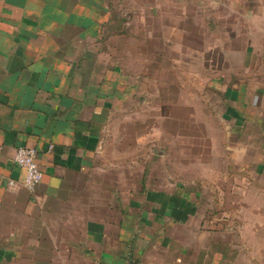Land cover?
Here are the masks:
<instances>
[{
  "label": "crops",
  "instance_id": "1",
  "mask_svg": "<svg viewBox=\"0 0 264 264\" xmlns=\"http://www.w3.org/2000/svg\"><path fill=\"white\" fill-rule=\"evenodd\" d=\"M100 1L0 0V264H237L231 245L189 225L192 206L169 208L177 197L149 193L137 210L134 196L89 193L103 184L110 117L131 99L126 78L87 46L105 39ZM241 33L224 42L221 116L264 187V26ZM20 146L37 150L34 194L10 184L25 177Z\"/></svg>",
  "mask_w": 264,
  "mask_h": 264
},
{
  "label": "rangeland",
  "instance_id": "2",
  "mask_svg": "<svg viewBox=\"0 0 264 264\" xmlns=\"http://www.w3.org/2000/svg\"><path fill=\"white\" fill-rule=\"evenodd\" d=\"M100 2L105 39L87 46L126 78L131 99L110 117L103 184L89 193L134 196L137 210L149 193L177 197L169 208L192 206L189 225L231 245L234 263L264 264V187L233 154L221 116L224 42L264 26V0Z\"/></svg>",
  "mask_w": 264,
  "mask_h": 264
},
{
  "label": "built area",
  "instance_id": "3",
  "mask_svg": "<svg viewBox=\"0 0 264 264\" xmlns=\"http://www.w3.org/2000/svg\"><path fill=\"white\" fill-rule=\"evenodd\" d=\"M14 163L25 171V177L21 184L14 182H10V184L16 188H24L34 194L44 177L38 163L37 150L27 146H20L16 151Z\"/></svg>",
  "mask_w": 264,
  "mask_h": 264
}]
</instances>
